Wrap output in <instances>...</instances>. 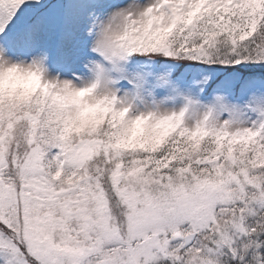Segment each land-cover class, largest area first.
<instances>
[{
	"label": "snow or ice",
	"instance_id": "snow-or-ice-1",
	"mask_svg": "<svg viewBox=\"0 0 264 264\" xmlns=\"http://www.w3.org/2000/svg\"><path fill=\"white\" fill-rule=\"evenodd\" d=\"M0 264H264V0H0Z\"/></svg>",
	"mask_w": 264,
	"mask_h": 264
}]
</instances>
